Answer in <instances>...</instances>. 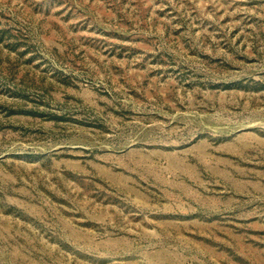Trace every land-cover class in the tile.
I'll use <instances>...</instances> for the list:
<instances>
[{
	"label": "rangeland",
	"instance_id": "1",
	"mask_svg": "<svg viewBox=\"0 0 264 264\" xmlns=\"http://www.w3.org/2000/svg\"><path fill=\"white\" fill-rule=\"evenodd\" d=\"M0 264H264V0H0Z\"/></svg>",
	"mask_w": 264,
	"mask_h": 264
}]
</instances>
